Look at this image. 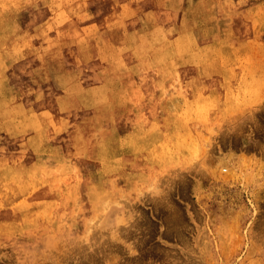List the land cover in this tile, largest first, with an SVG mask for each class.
Listing matches in <instances>:
<instances>
[{"label": "rangeland", "instance_id": "1", "mask_svg": "<svg viewBox=\"0 0 264 264\" xmlns=\"http://www.w3.org/2000/svg\"><path fill=\"white\" fill-rule=\"evenodd\" d=\"M114 1H64L80 12V27L96 51L100 39L95 9L103 4L109 14H117ZM126 1L135 10L141 5L140 0ZM143 1L146 9H160V25L174 37L186 22L180 5L201 7L207 19L197 28L203 44L211 48L214 65L179 72L173 84L163 83L159 71L135 69L128 84L108 88V102L122 111L117 123L113 121L121 129L116 135L126 144L118 150L108 143L104 150L113 165L108 180L102 181L84 152L46 154L32 166L20 153L19 166L31 169L24 177L29 184L25 195L13 200V214L30 216L22 221L21 213L4 211L7 202L0 193V264H264V0ZM34 3L17 0L15 6L14 0H0V27L18 15L33 20ZM9 10L13 15L4 20ZM51 29H44L47 36ZM62 33L65 40L71 38L70 28ZM100 119L98 129L110 121ZM167 132L175 134L171 142L164 141ZM8 146L12 153L14 145ZM125 163L129 168L123 173ZM4 178L0 176L1 187L16 184L17 178ZM43 196L52 203L37 216L36 201ZM120 215L125 221L115 223Z\"/></svg>", "mask_w": 264, "mask_h": 264}, {"label": "bare ground", "instance_id": "2", "mask_svg": "<svg viewBox=\"0 0 264 264\" xmlns=\"http://www.w3.org/2000/svg\"><path fill=\"white\" fill-rule=\"evenodd\" d=\"M33 1H35L32 7L35 16L33 20H23L18 15L15 19L7 20V26L0 27V168H6L0 170V176H5L4 179L6 177L17 178L16 184L3 179L4 183H7L2 187L0 186V193L7 202L5 203L7 208L4 211L8 214L11 213V215L15 211L13 200H16L14 198L17 197V194L25 195V188L29 185L28 179L24 180L26 170L31 169L29 166H32V164L43 161L46 154H60L59 156L65 157L77 151L84 152L89 162L98 169L102 181L108 180L106 174L113 168V165L107 160L104 150L107 148L108 143L114 144V147L118 150H123L126 146L124 139L120 135H116L121 132V129L117 124L114 127L113 121L117 123L119 113L121 117L122 111H116L110 105L109 102L111 101L108 102V99L112 97V92L110 89L108 90L110 86L128 84L130 73L135 69L144 68L159 71L162 74L161 80L163 83L171 81L170 83L173 84L179 72L194 71L202 66L206 67L208 64L214 65V61L211 60V48H208L207 44L206 46L203 44L197 28L199 24L207 19V14L201 7H196L194 4L187 7L180 5L179 14L186 22L185 27L182 26V33L176 37H174L175 35L172 34L171 30L164 29L160 25L158 11L160 9H146L143 0H137L141 5L136 10L133 7L134 4H128L126 0L114 1L117 6V14H109L107 6L106 10L103 4H98L95 9V22L98 24L100 44L98 51H96L95 46L92 48L93 42L85 36L84 28L80 27L77 18L78 15L80 16V12L74 13L72 9L65 5V0H60L59 4L58 0ZM33 1L31 0V2ZM14 4L15 6L18 5L17 0H14ZM3 15L6 17L4 20H6L13 13L9 10ZM81 20L83 19L81 18ZM59 25H61L60 28H55ZM144 25L148 28L151 26L152 31L144 32L142 30ZM48 26L52 29L47 36L44 29ZM65 28L71 29L70 39L66 38L65 40V34L62 33ZM204 57L207 58V61L203 60ZM176 60L179 62L178 64ZM216 68L217 66H214V69ZM230 89L232 90V88ZM246 90L248 89L246 88ZM104 117L110 121L104 127L101 125L102 128L98 129V121ZM173 117L171 116L169 121H172ZM127 120L129 121V118ZM95 130L98 131L95 132ZM97 134H99L100 139L95 138ZM174 135V133L167 132L164 141L171 142ZM124 136L123 138H125ZM8 144H13L15 147L12 153ZM198 149L200 150L199 146ZM20 153L26 154L31 164L28 167L23 166V168H26L24 170L18 163ZM200 156L202 155L200 154ZM212 166L214 167V163ZM123 167L122 172L125 173V169L129 167L126 163ZM176 171L178 170L176 169ZM217 179L219 183H222L220 177ZM106 183L108 186L109 182ZM170 185L172 186V184ZM166 195L168 196V194ZM119 198L118 200H121ZM159 198L157 199L159 200ZM36 202L37 216L42 212V209H45V205L52 203V201L46 199V196ZM125 203H127L125 205H128L127 201ZM243 205L245 204L243 203ZM18 214L13 215H18L22 221H26L30 216L28 213L19 211ZM111 215L113 218L115 212H112ZM114 221L119 223L124 222L125 219L120 215ZM95 230L93 229V232L96 233ZM104 235L102 234L101 237Z\"/></svg>", "mask_w": 264, "mask_h": 264}]
</instances>
